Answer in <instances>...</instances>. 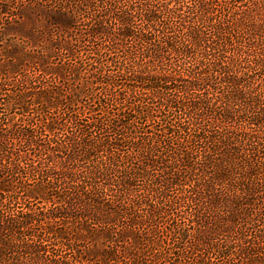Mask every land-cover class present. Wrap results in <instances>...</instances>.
Here are the masks:
<instances>
[{
  "label": "trees",
  "instance_id": "trees-1",
  "mask_svg": "<svg viewBox=\"0 0 264 264\" xmlns=\"http://www.w3.org/2000/svg\"><path fill=\"white\" fill-rule=\"evenodd\" d=\"M0 264H264V0H0Z\"/></svg>",
  "mask_w": 264,
  "mask_h": 264
}]
</instances>
